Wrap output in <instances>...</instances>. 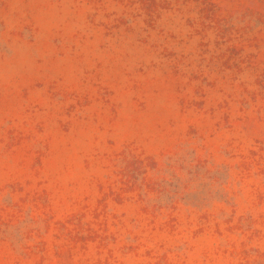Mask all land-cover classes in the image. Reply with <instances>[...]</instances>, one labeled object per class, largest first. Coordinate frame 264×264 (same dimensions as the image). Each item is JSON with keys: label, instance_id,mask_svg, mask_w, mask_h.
Returning a JSON list of instances; mask_svg holds the SVG:
<instances>
[{"label": "rangeland", "instance_id": "374dc122", "mask_svg": "<svg viewBox=\"0 0 264 264\" xmlns=\"http://www.w3.org/2000/svg\"><path fill=\"white\" fill-rule=\"evenodd\" d=\"M0 264H264V0H0Z\"/></svg>", "mask_w": 264, "mask_h": 264}]
</instances>
